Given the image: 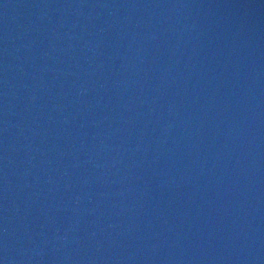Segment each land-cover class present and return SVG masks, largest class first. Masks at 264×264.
<instances>
[{
	"label": "water",
	"instance_id": "95a60500",
	"mask_svg": "<svg viewBox=\"0 0 264 264\" xmlns=\"http://www.w3.org/2000/svg\"><path fill=\"white\" fill-rule=\"evenodd\" d=\"M0 264H264V0H0Z\"/></svg>",
	"mask_w": 264,
	"mask_h": 264
}]
</instances>
